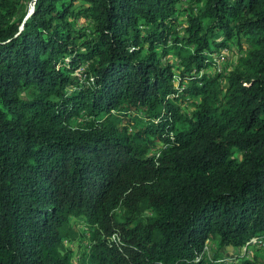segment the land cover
<instances>
[{
	"label": "trees",
	"instance_id": "trees-1",
	"mask_svg": "<svg viewBox=\"0 0 264 264\" xmlns=\"http://www.w3.org/2000/svg\"><path fill=\"white\" fill-rule=\"evenodd\" d=\"M23 1L0 0V264H258L217 259L264 235V0Z\"/></svg>",
	"mask_w": 264,
	"mask_h": 264
},
{
	"label": "rangeland",
	"instance_id": "rangeland-1",
	"mask_svg": "<svg viewBox=\"0 0 264 264\" xmlns=\"http://www.w3.org/2000/svg\"><path fill=\"white\" fill-rule=\"evenodd\" d=\"M32 5V0H24L19 8V13H22L23 11H26L30 8ZM227 62H223V65H227L228 62H231L233 60L232 54H229L226 58ZM177 74L175 73L173 77H175ZM194 104L193 99L187 100L183 103V107L190 109L192 105ZM118 213H121V211L117 210ZM149 211L145 208L142 209V215L146 216L149 215ZM73 222V220H72ZM75 228L73 230V233L69 237H65L62 243V246L60 247L63 252L70 251L72 255L76 256V262H79L82 258L83 253L88 254L87 252V244L90 241L89 235L86 233L85 229V222L83 220H79L78 222L74 223ZM206 245L208 246L206 250H208L209 254H213L215 252L216 246L206 242ZM242 253L246 254L249 253L250 257L256 259L259 261V264H264V248H252V247H243L240 246H233V245H225L220 248L219 250V257H239ZM242 256V255H241ZM218 257V258H219ZM229 260V259H228Z\"/></svg>",
	"mask_w": 264,
	"mask_h": 264
},
{
	"label": "built area",
	"instance_id": "built-area-1",
	"mask_svg": "<svg viewBox=\"0 0 264 264\" xmlns=\"http://www.w3.org/2000/svg\"><path fill=\"white\" fill-rule=\"evenodd\" d=\"M226 52H227V49L224 48L221 52L215 54L213 53V58L215 60V63H216V66L218 68V70L221 69V64H223V62L225 61V58H226ZM178 77L177 75L174 77V79L176 80ZM85 229H86V233L89 235V230L87 229V227L85 226ZM110 238L112 240H114L116 243H118L120 241V237L118 235L117 232H113L111 235H110ZM206 242H209L208 240H206ZM243 247H252V248H264V235H256V236H252L250 239H248L247 241H245L243 244ZM242 245H239L238 247L242 246ZM205 249H207V245L205 243ZM242 255V256H241ZM239 257H230V258H227V257H219L217 260H223V261H234V260H238L242 257H248V258H252L250 257V254L249 253H242ZM229 259V260H228ZM72 260L74 263H76V256L73 255L72 256ZM259 264V263H258Z\"/></svg>",
	"mask_w": 264,
	"mask_h": 264
},
{
	"label": "water",
	"instance_id": "water-1",
	"mask_svg": "<svg viewBox=\"0 0 264 264\" xmlns=\"http://www.w3.org/2000/svg\"><path fill=\"white\" fill-rule=\"evenodd\" d=\"M31 10H32V9H30V11L27 13V15L31 12ZM27 15H26V16H27Z\"/></svg>",
	"mask_w": 264,
	"mask_h": 264
}]
</instances>
